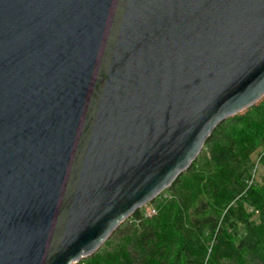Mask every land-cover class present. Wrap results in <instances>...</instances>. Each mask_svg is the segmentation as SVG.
I'll list each match as a JSON object with an SVG mask.
<instances>
[{
  "label": "water",
  "instance_id": "water-1",
  "mask_svg": "<svg viewBox=\"0 0 264 264\" xmlns=\"http://www.w3.org/2000/svg\"><path fill=\"white\" fill-rule=\"evenodd\" d=\"M264 99V0H0V264H77Z\"/></svg>",
  "mask_w": 264,
  "mask_h": 264
},
{
  "label": "trees",
  "instance_id": "trees-1",
  "mask_svg": "<svg viewBox=\"0 0 264 264\" xmlns=\"http://www.w3.org/2000/svg\"><path fill=\"white\" fill-rule=\"evenodd\" d=\"M264 100L222 121L191 166L77 264H264ZM264 165V154L261 158ZM153 205V206H154Z\"/></svg>",
  "mask_w": 264,
  "mask_h": 264
},
{
  "label": "rangeland",
  "instance_id": "rangeland-1",
  "mask_svg": "<svg viewBox=\"0 0 264 264\" xmlns=\"http://www.w3.org/2000/svg\"><path fill=\"white\" fill-rule=\"evenodd\" d=\"M264 100V99H263ZM262 102V101H261ZM260 102V103H261ZM260 103H258V104H260ZM257 104V105H258ZM251 108V107H250ZM249 110V109H248ZM247 110H244V111H242V112H240V113H244V112H246ZM239 114V113H238ZM232 117V116H231ZM226 120V119H225ZM262 149H259L257 152H255L254 154H253V161H254V168H253V170H252V180L250 181V185L252 184V182L254 181V182H263V180H264V165L263 164H261V158H262V156H263V154L262 155H260V151H261ZM152 202V201H151ZM151 202H148L147 204L148 205H150L151 204ZM154 205V204H153ZM155 206V205H154ZM105 243V242H104Z\"/></svg>",
  "mask_w": 264,
  "mask_h": 264
},
{
  "label": "built area",
  "instance_id": "built-area-1",
  "mask_svg": "<svg viewBox=\"0 0 264 264\" xmlns=\"http://www.w3.org/2000/svg\"><path fill=\"white\" fill-rule=\"evenodd\" d=\"M144 206H147V204H145ZM143 207V206H142ZM157 213V210L155 208V206H153V204H150L146 207V209L144 210V213L143 215L145 217H150V216H153L154 214Z\"/></svg>",
  "mask_w": 264,
  "mask_h": 264
}]
</instances>
